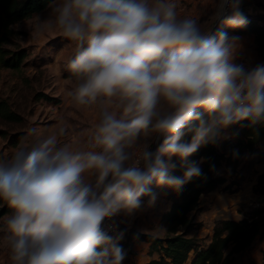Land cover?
I'll use <instances>...</instances> for the list:
<instances>
[{
    "label": "clouds",
    "instance_id": "clouds-1",
    "mask_svg": "<svg viewBox=\"0 0 264 264\" xmlns=\"http://www.w3.org/2000/svg\"><path fill=\"white\" fill-rule=\"evenodd\" d=\"M46 4L33 34L55 30L75 45L66 96L95 118L79 132L62 121L30 126L0 157V203L9 210L0 247L8 264H124V233L109 235L104 222L134 216L144 197L154 204L153 182L179 192L200 178L189 157L228 139L231 127L259 135L264 64L237 63L240 38L213 32L217 23L246 26L242 0H207V18L182 15L180 0Z\"/></svg>",
    "mask_w": 264,
    "mask_h": 264
},
{
    "label": "rangeland",
    "instance_id": "rangeland-1",
    "mask_svg": "<svg viewBox=\"0 0 264 264\" xmlns=\"http://www.w3.org/2000/svg\"><path fill=\"white\" fill-rule=\"evenodd\" d=\"M207 9V0H180L179 10L182 15L207 18V15H210ZM37 15L47 16L48 11L45 9L14 24V28L19 31V35L14 38L16 43L29 52L22 71L0 69V99H8L13 108L23 116L21 122L0 120V130L7 133V137L0 135V152L4 156L10 155L11 150L20 142L12 145L11 138L16 134L23 136L30 126L49 128L62 121L70 126V130L79 132L87 128L95 118L91 110L76 107L66 96L73 82L66 63L74 54L75 45L55 30L36 38L33 34V25ZM227 29L228 27L224 25L219 27L218 31ZM248 51H250L251 66L264 64V59L256 54L255 50L249 48ZM42 93L58 101L38 98L37 95ZM233 127L227 130L226 134L229 138L222 140L218 145L220 150L226 153L230 151L228 140L231 138L230 131ZM258 148V151L252 155L244 153L235 172L225 165L219 169V172L225 175L226 182L211 191L213 193L202 195L203 210L196 215V220L202 225L199 229L193 230L191 235L205 238L207 242L208 234L212 231L216 220L222 218L240 220L252 211V204L264 199V193L256 191L262 189L258 178L264 173V143H260ZM154 194L156 195L154 204H149L148 197L143 201L142 210L132 217L125 216L118 227L117 233H124V239L121 241L127 253L124 264H146L149 259L145 242L127 239L130 230L159 237H164L166 234L161 215L166 211L169 200L163 193ZM204 219L206 221H203ZM248 254H241L236 259L240 264L256 263V257L252 255L248 259ZM262 261L263 256L260 258L261 264ZM0 264H8V253L3 247H0Z\"/></svg>",
    "mask_w": 264,
    "mask_h": 264
},
{
    "label": "trees",
    "instance_id": "trees-1",
    "mask_svg": "<svg viewBox=\"0 0 264 264\" xmlns=\"http://www.w3.org/2000/svg\"><path fill=\"white\" fill-rule=\"evenodd\" d=\"M45 9H47L46 0H0V69L22 71L29 52L16 43L14 38L19 35V31L14 28V24ZM245 16L248 21L245 27L230 28V30L238 35H253L258 54L264 59V28L257 23L261 16ZM213 32L219 31L216 29ZM37 97L47 101L56 100L45 93L38 94ZM199 111L203 117H206L207 114L203 109ZM0 120L21 122L23 116L5 98L0 99ZM243 123L247 124L246 121ZM0 135L7 137V133L3 130H0ZM21 137L22 134L14 135L11 144L17 145ZM230 137L228 153L220 150L218 145H209L189 157L190 161L196 162L201 168L202 176L184 185L181 191L158 186L155 182L151 186L152 193L166 195L171 201V206L163 213L161 219L166 232L164 237L134 229L127 233L128 240L149 244L148 254L151 259L146 264H231L237 255L251 250L256 239H264V208H254L249 212L248 217L244 216L240 220L228 218L216 220L212 227V235L207 242L205 238L190 234L202 225L196 220V215L203 210L202 195L226 182L225 175H222L219 169L225 165L235 172L245 152L250 155L256 153L259 149L258 145L264 142V127H260L259 135H256L247 127L241 128L235 125L230 131ZM190 139L191 135L184 137L185 141ZM3 156L0 152V157ZM165 160L167 161V157ZM172 162L177 164L173 174L182 176L183 169L178 158L173 157ZM258 183L262 189L256 191L264 193V173L259 176ZM8 211L7 206L0 203V216Z\"/></svg>",
    "mask_w": 264,
    "mask_h": 264
},
{
    "label": "crops",
    "instance_id": "crops-1",
    "mask_svg": "<svg viewBox=\"0 0 264 264\" xmlns=\"http://www.w3.org/2000/svg\"><path fill=\"white\" fill-rule=\"evenodd\" d=\"M241 11L244 13V15H250V16H254V17L262 16L264 14V0H242ZM208 26L211 27V24H209ZM225 31L228 32V34L230 36H238L240 38L241 47L238 50L236 62L237 63H243V64H245V66L251 65V59L249 57L250 51H248V49L249 48L253 49V50H255L256 54L258 53V51L256 49L255 42H254V36L251 34H243V35L235 34L230 30L229 27ZM210 193H213V192H209V194ZM167 203H168L167 204L168 207L166 208V211L170 209L171 201H167ZM166 211H164V212H166ZM163 213H162V215H163ZM162 215H161V219H162ZM203 221H206V219H204ZM208 235L210 238L212 235V231H210V233ZM257 244H258V247H257ZM146 245L148 247V249H147V251H148L149 250V244L146 243ZM255 248L257 250H255ZM263 250H264V239L263 240L256 239L254 242L253 248L247 252L242 253V254H246V253L248 254V253L252 252V254L247 255V258L249 259L253 255L254 257H256V259H255L256 263L261 264L260 258H261V256H263V253H264ZM256 252H257V255H256ZM240 255H237L236 257H238ZM148 257H149V259L147 260V262L151 259V256H148ZM236 257L231 264H240L239 260L236 259ZM256 263H252V264H256ZM262 264H263V261H262Z\"/></svg>",
    "mask_w": 264,
    "mask_h": 264
},
{
    "label": "built area",
    "instance_id": "built-area-1",
    "mask_svg": "<svg viewBox=\"0 0 264 264\" xmlns=\"http://www.w3.org/2000/svg\"><path fill=\"white\" fill-rule=\"evenodd\" d=\"M258 25L264 28V14L261 16V18L258 20ZM153 148H155V145H153ZM154 183V182H153ZM153 185V184H152ZM150 185V188L151 186ZM148 197L142 198L143 201L147 199ZM254 208H264V199L257 201L255 204H252V209ZM264 215V212H263ZM245 217H248L245 216ZM125 218V215L121 214L117 217L112 218L111 220H106L104 222V230L109 234V235H115L117 233L119 225L122 223L123 219Z\"/></svg>",
    "mask_w": 264,
    "mask_h": 264
},
{
    "label": "water",
    "instance_id": "water-1",
    "mask_svg": "<svg viewBox=\"0 0 264 264\" xmlns=\"http://www.w3.org/2000/svg\"><path fill=\"white\" fill-rule=\"evenodd\" d=\"M221 26H223V25H220L219 23H217V24L214 26L213 31L216 30V29H218V28L221 27Z\"/></svg>",
    "mask_w": 264,
    "mask_h": 264
}]
</instances>
